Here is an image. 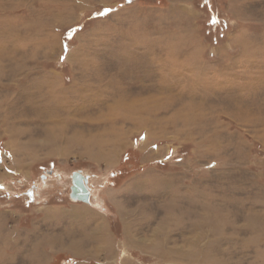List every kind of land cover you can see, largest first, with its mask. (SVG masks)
Wrapping results in <instances>:
<instances>
[{
  "label": "rangeland",
  "instance_id": "rangeland-1",
  "mask_svg": "<svg viewBox=\"0 0 264 264\" xmlns=\"http://www.w3.org/2000/svg\"><path fill=\"white\" fill-rule=\"evenodd\" d=\"M59 254L264 264V0H0V264Z\"/></svg>",
  "mask_w": 264,
  "mask_h": 264
},
{
  "label": "water",
  "instance_id": "water-1",
  "mask_svg": "<svg viewBox=\"0 0 264 264\" xmlns=\"http://www.w3.org/2000/svg\"><path fill=\"white\" fill-rule=\"evenodd\" d=\"M70 199L84 204L91 203V192L88 187V177L81 171L72 174V186L70 188Z\"/></svg>",
  "mask_w": 264,
  "mask_h": 264
},
{
  "label": "crops",
  "instance_id": "crops-1",
  "mask_svg": "<svg viewBox=\"0 0 264 264\" xmlns=\"http://www.w3.org/2000/svg\"><path fill=\"white\" fill-rule=\"evenodd\" d=\"M71 186H72V184H71ZM73 201V200H72ZM74 203H78V202H76V201H73ZM84 206H89V205H84ZM105 213V212H104ZM84 216V215H83ZM95 218L97 219V220H99L100 222H101V225H104V217L102 216V217H100V216H98V215H96L95 216ZM108 219V218H107ZM108 221H109V219H108ZM101 225H100V229H103L102 227H101ZM104 230V229H103ZM103 234V233H102ZM104 235V234H103ZM87 239H84V241H86ZM61 257V258H60ZM63 257H66V259L65 258H63ZM56 261L54 262V264H74L75 263V257H73V256H70V255H62V254H59V255H57L56 256ZM65 261H64V260ZM61 260H63V261H61Z\"/></svg>",
  "mask_w": 264,
  "mask_h": 264
},
{
  "label": "bare ground",
  "instance_id": "bare-ground-1",
  "mask_svg": "<svg viewBox=\"0 0 264 264\" xmlns=\"http://www.w3.org/2000/svg\"><path fill=\"white\" fill-rule=\"evenodd\" d=\"M88 187H89V190H90V192H91L89 178H88ZM91 195H92V194H91ZM91 199H92V197H91ZM73 201H74V200H73Z\"/></svg>",
  "mask_w": 264,
  "mask_h": 264
}]
</instances>
